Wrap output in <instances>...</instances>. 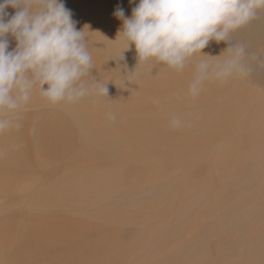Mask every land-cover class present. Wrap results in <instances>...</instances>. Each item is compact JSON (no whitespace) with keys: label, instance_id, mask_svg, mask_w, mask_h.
<instances>
[{"label":"bare ground","instance_id":"1","mask_svg":"<svg viewBox=\"0 0 264 264\" xmlns=\"http://www.w3.org/2000/svg\"><path fill=\"white\" fill-rule=\"evenodd\" d=\"M65 1L73 6L74 10L78 8L79 12L84 10L81 7L86 3L104 2V0ZM65 1L60 0L62 3ZM106 2L108 5L116 4L121 7L125 12V18H130L132 9L139 4V0H106ZM262 12L264 9L260 10L256 18L246 26L231 33L236 44L245 46L248 54L245 63L255 68V72L256 64L264 65V32L262 33L264 15H260ZM80 13L73 15L81 18L74 21L77 30L85 28L86 39L100 34L101 27L99 28L97 24L101 18L98 13L91 10ZM103 24L102 36L121 39L117 37V34L122 31V19L113 16ZM259 33L263 35V39L260 37L259 42L255 39L257 40L255 43L254 38ZM8 40L9 43L15 41L13 37H9ZM213 49L208 52V48H206L207 51L204 48L201 55H206L208 52L207 56L214 57ZM252 54H255L257 58L251 59ZM91 56L92 64L98 65L96 66L98 69L101 68L100 64H97V57L93 54ZM201 59L219 63L217 58L211 60L209 57L196 54L193 60L188 62L186 69L180 71V78L166 81L167 73H165L160 78L151 77L150 86L132 87L128 98V108L133 109L141 105L147 111L156 106V103L160 104L159 100L165 93L177 92L181 83L189 84L195 73V66ZM160 67L161 64L148 63V68L153 73L158 72ZM96 68L93 67L90 70L92 75L86 82L89 85L96 81L99 84L108 85L113 79L110 72L107 69L100 71ZM259 76H264V72L257 73L254 78ZM221 82L223 81H205L200 91L204 96L182 95L180 102L170 105L189 104L188 109L186 106L183 110L178 108V115L182 114L184 121L182 130H172L168 122L163 123V131L160 134L158 127L154 130L147 129V143L150 146L146 150L124 153L126 160L123 167L118 164L110 170L112 166L110 160L114 153L101 148L89 150L77 148L67 154L60 172L54 170L44 174L33 183L32 192L37 198L36 206L39 208H53L64 212L34 214L22 221L21 231L18 234L11 226L1 231L0 264H31V255L35 257L34 264H147L150 256L156 264H179L178 259L184 247L193 252L192 264H252L257 261L262 255V250L260 251L259 243V246L255 244L257 240L255 235L264 232V216L261 215H264V206L257 208L259 205H264V100H262L264 97L263 94L250 89L244 90V93L232 91L231 95L234 98L226 99L229 97L226 92L234 87L231 88V85H224ZM210 84L212 89L216 88V93L209 95L207 92L205 96V88ZM136 95L140 100L138 103L135 101ZM196 99L197 103H190ZM233 100L236 104H233ZM195 111L196 113H193ZM185 112L188 113L187 118ZM212 115L216 117L214 123L209 119ZM199 121L207 122L208 129L193 130L191 125ZM88 124H90L89 121ZM99 124L104 123L100 121ZM94 128L86 129V132L103 135V126ZM49 133L46 131L41 148L32 149L33 139L29 129L20 131L19 134L23 137L20 138V143L12 144V147L17 149L14 150L16 151L15 160L24 156L20 162H31L33 169H36L37 165L47 163L53 154L48 148ZM252 139L258 142H248ZM244 141L247 142L244 143ZM8 145L11 143L8 142ZM156 145L166 147L163 159L161 154L155 151ZM180 145H183L182 151H177ZM14 155L13 153L11 157ZM247 178L259 180L260 190H254L249 195L262 193L259 194V198L262 196L261 201L248 204L252 206V213L254 211L261 213L255 215L252 222L241 223L238 208L242 206L239 204L237 210L232 201L255 199V196L253 198L242 196L232 190L233 187L244 188L243 181ZM13 188L14 185L11 182L0 184L2 192ZM146 189L156 190L150 202L145 201L131 208L123 206L122 211H112L111 214L99 209L93 212L88 211L93 203L106 202L105 206H111L110 202L114 205L126 204L124 196H134ZM206 192H208L205 196L207 199L201 203V196ZM215 197L220 199L221 205L224 204V200L227 203L229 201L232 207L228 205L230 207L225 211L227 214H224L225 218L212 224L209 220L217 218L212 214ZM257 197L258 194L256 199ZM196 205L201 207L198 210L199 215L196 219H190L187 222V228L195 235L199 234L201 228L206 227L209 229V236L204 237L205 239L200 238L201 246L197 244L199 249L194 244L195 240L179 248L178 220L188 212L194 211ZM78 212H82V217H77ZM107 216L112 217L113 222L101 225V219ZM8 220L11 221L12 217ZM229 223L233 226L237 224L236 228L240 231L238 229L236 233L244 232L243 236H239L241 233L234 235L233 232L226 230V224L230 226ZM147 237H152V242L148 241ZM242 237H248L247 240L244 238L249 244V248L245 250L239 247ZM14 241H17L15 247H13ZM154 244H157L158 250ZM175 253L177 256L173 255ZM162 259L166 263H163Z\"/></svg>","mask_w":264,"mask_h":264},{"label":"rangeland","instance_id":"2","mask_svg":"<svg viewBox=\"0 0 264 264\" xmlns=\"http://www.w3.org/2000/svg\"><path fill=\"white\" fill-rule=\"evenodd\" d=\"M2 2L3 1L0 0V3ZM63 4L67 6V9L71 11L73 21H76L77 19L80 20L81 18H77V16H73V15L75 14L77 15L80 12H81L80 14H83L84 10L95 11L100 16L99 17L101 18L100 22L97 24L99 28L101 27V31L99 32L100 34H98L96 37H92L89 39L85 38V40L87 43L88 51L97 57L96 58L98 60L97 64H100L101 68L99 69L96 68V66H98L96 64H92V66L100 71H104L105 69H107L112 75L113 79L108 85H106L107 88L106 96L102 94L98 95L96 94L95 90H92L90 94L86 95L85 97L81 98L80 100L74 103L62 102L57 105L49 104L43 97L40 96L39 90L35 89L32 93L30 101L24 108L19 110L15 115L6 117L8 119H11L13 123L11 127L0 132V184L3 182H11L13 183L14 188L4 192L0 191V232L6 229L8 226H11L14 229V232L18 234L21 231L22 221L27 220L30 216L34 214H39V213L53 214V213L64 212L63 210L53 209V208H45V209L39 208L38 206H36L37 198L33 196L32 192H33V183L36 180H38L40 177H42L44 174L50 173L54 170L60 172V170L64 165L65 156L67 154L73 152L77 148H81L83 150H89L92 148H101L104 149L105 151L114 153L110 160V165H112L110 167V170H112V167H117L118 164H120V166L123 167L125 165V160H126V157L123 155L124 153L146 150L148 149V146H150L147 143V135H146L147 129L154 130V128L158 127L160 134L163 131V123L164 122L169 123L172 116H178L183 123L184 121L182 120V114L178 115L179 112L178 108H181L182 110L184 106H186L187 109L189 108V104L186 103H185L186 105L184 104L182 106H170L174 103L180 102L182 99V95L186 97H191L186 95L188 85L186 83H181L179 90L177 92L172 94L165 93L163 97L159 100V103L160 101L161 103L160 104L156 103V106H154L152 109L146 111L145 108H143L141 105L137 108L129 109L128 98H129L130 89L132 87L150 86L151 77L160 78L164 76L165 73H167L165 79L166 81H170L171 79L174 80L176 78H180V71L171 69L168 66L161 64L160 70L156 73H153L148 68V63L145 62L138 63V56L134 46H130L129 49H127V44L122 39L102 36L103 25H104L103 23H105L106 20H108L109 18L115 16L114 12L119 7L118 5L116 4L108 5L106 0H104L103 3L89 2L86 3V5L85 4L82 5L81 8L84 10H80L79 12L78 8H75V10L78 9L77 11H75L74 7L70 6L66 1ZM15 11L16 9L14 8H6L5 9V12H7L5 16V18L7 17L6 20L10 19L11 15L15 14ZM260 15H264V12H262ZM263 32L264 30L262 31V33ZM262 36L263 35L260 33L257 34L254 38V42L257 41L255 39H258L257 42H259V39L261 40ZM9 37L11 36L9 35L5 38L8 40ZM230 40L235 43V39L232 36V34L230 35ZM15 46H16L15 41L9 43L8 50L9 51L13 50ZM226 47H228L227 43L223 41L217 43L213 40L210 41L209 44L205 47V51H207L206 48H208V52L209 50H212L214 48L213 49V51H215L214 57L215 56L218 57L219 55H221L222 51ZM218 50H220V52H218ZM202 51L201 54H203ZM225 57L226 54H222L220 57L217 58V61L221 62L225 59ZM191 60H193V58ZM256 68L257 71L255 72V68L249 67L250 69L249 75L246 77L235 76L227 81L221 82V84L224 85L225 84L231 85V88L234 87V89H231L226 92V95H229V97H226V99L234 98V96L231 95L232 91L234 92L239 91L244 93L245 91H248L250 89L263 94L264 97V76H259L256 79L254 78V76H256L257 73L260 74L264 72V65L256 64ZM184 69H186V67ZM132 71H134V73L131 76H129L127 73H131ZM91 75L92 73L89 72V75L84 77V80L87 81ZM137 78H141L143 80L137 81L136 80ZM205 89H206L204 91L206 94L205 96H207V92L209 93V95L216 93L215 91L216 88L212 89L211 84ZM200 96H204V95L199 93L198 97ZM262 100H264V98H262ZM135 101L137 103L140 101L137 95L135 97ZM233 101H234L233 104H236V101L235 100ZM194 102L197 103V99L194 101H190V103H194ZM193 113H196V111ZM206 114L208 115V112H206ZM110 116H114L115 119H111ZM214 116L215 115L209 117L212 123H214L216 118ZM185 117L186 118L188 117V113L186 112H185ZM88 121L90 122V124H88ZM100 121L103 122L104 124L103 125L99 124ZM199 122L193 123L191 125V128L193 130L196 128L200 131H205V128L206 130L208 129L207 122L205 121H199ZM16 125H18V127ZM85 125L86 127L84 128ZM95 126H103L104 128L103 135L95 132H86V129H95L94 128ZM28 129L33 139L31 145L32 149L41 148L44 144L46 131L50 132L48 139V143L50 144L48 148L50 151L53 152V154L51 155L47 163L43 165H37L38 167L36 169H33L31 162L28 163L20 162L22 159H24V156H22L21 159L19 160H15L16 151L14 150L17 149L16 148L14 149V147H12L13 143L15 142L20 143L21 139L23 138L19 134V132ZM171 129L174 131H180L182 130V124L179 127H171ZM8 142L9 144L11 143V145H8ZM245 142L247 141H244V143ZM248 142H258V140L256 141V139H252ZM6 147L7 148L10 147V148L7 149ZM182 148L183 145L178 146L177 151H182ZM154 149L155 151L161 154V159H163L166 147L156 145ZM13 153L15 155L11 157ZM19 162L21 163V165H19L20 164ZM243 185L244 188L233 187L234 189L232 191L242 194V196L244 195L252 196V198L255 196V199L245 198L246 201L245 200L244 201L247 202V204H245L244 201H232V204L235 206L236 209L238 208V206L240 205L242 206L241 208H238L239 221L241 223H250L254 220L255 215H259L258 213L261 212L254 211L252 213V206L249 204L255 201L257 202L261 201L260 198H262V196L260 198L259 196L262 193L261 194L257 193L258 194L257 199H256L257 194L249 195V193L254 190L257 191L260 190L258 179L247 178L246 180L243 181ZM155 192L156 190L146 189L134 196L132 195L124 196L126 199V204L118 203L114 205V203L110 202L112 204L111 205L112 207L105 206L104 204H106V202H104V204L93 203L92 204L93 206L90 207L88 211L93 212L99 209V210L107 211V213L109 214H111L112 211H116V210L122 211L123 206L131 208L145 201L150 202V199L154 196ZM217 193L218 191L215 192L214 194L217 195ZM207 194L208 192L204 193L203 196H201L200 199L201 203L206 201L207 198H205V196ZM219 201L220 199L215 197L212 206V214L217 216V218H212V220H209V223L214 224L213 222L225 218L223 216L227 215L225 211L227 210L228 207H230L228 205H231L232 207V204H229V201L227 203L226 201L224 202L223 200L224 203L223 205H221ZM100 205L101 207H99ZM262 206L264 205L263 204L259 205L257 208L259 207L262 208ZM126 207H124V209L127 210ZM200 208L201 207L199 205H196L194 211H191L190 213L188 212L187 214H185V216H181L179 218L178 226H177V231L180 233V239L178 241L179 248H182L185 245V243L192 242L193 240L196 241L194 243L196 244V246L198 243L199 246H201V239L208 238L209 229L206 227L201 228L202 230L199 231V234H195V235L187 228L188 225L187 222L190 219L191 220L196 219V217L199 215L198 210ZM76 215L77 217H82L81 216L82 212L81 213L78 212ZM261 215L264 216L263 214ZM9 217H12L11 221L8 220ZM110 222H113V218L107 216V217H103L100 223L101 225H107ZM236 225L233 226V224H230V226H227L226 224L225 229L231 233L233 232L234 235H237V233H241L239 236H243L244 232L243 233L239 232L240 229L236 228ZM238 229L239 231L236 233V230ZM262 236H264V232L255 235V237L257 238L255 244L257 246H259L260 244V251L262 250L261 251L262 255L257 261H255L252 264H264V237L261 239ZM236 237L237 236H235V238ZM149 238L150 237H147L146 239L148 241L149 240L151 241L152 237L150 239ZM244 238L242 237L243 240L240 238L241 242H239V247L242 250L249 248V244L246 243L248 237L245 238L246 240ZM259 238L261 241L260 240L258 241ZM151 242H150V247L152 246ZM16 243L17 241L13 242V247L16 246ZM154 246L156 247V250H158L157 244H154ZM199 246H197V248ZM173 255L177 256L176 253ZM192 256H193V252L190 249L184 247L180 258L178 259V263L192 264V258H193ZM151 257L152 256L148 257V263L156 264L154 262L155 260L153 258L151 259ZM34 258L35 257L32 255L30 256L31 264H34ZM163 259L165 260V258ZM168 259L166 260L168 261ZM164 260L163 263H166V261Z\"/></svg>","mask_w":264,"mask_h":264},{"label":"clouds","instance_id":"3","mask_svg":"<svg viewBox=\"0 0 264 264\" xmlns=\"http://www.w3.org/2000/svg\"><path fill=\"white\" fill-rule=\"evenodd\" d=\"M9 7L16 11L6 20ZM262 9L264 0H139L130 18L119 7L114 15L123 20L117 37L127 49L134 46L138 63L163 64L181 71L196 54L211 60L226 54L219 63L201 59L196 64L186 92L196 97L205 81L249 75L245 46L232 42L230 35ZM84 29L77 30L71 11L60 0L0 3V132L12 126L6 117L24 108L35 89L52 105L77 102L93 89L106 96V84L96 81L89 85L84 80L93 68ZM9 35L16 42L11 51L5 38ZM213 40L228 47L218 57L201 55ZM256 58L252 54L251 59ZM169 123L179 127L182 121L172 116Z\"/></svg>","mask_w":264,"mask_h":264}]
</instances>
